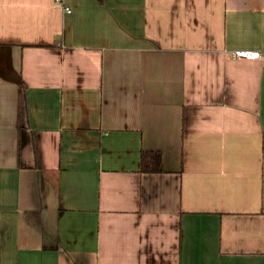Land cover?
Returning a JSON list of instances; mask_svg holds the SVG:
<instances>
[{
	"label": "crops",
	"instance_id": "crops-1",
	"mask_svg": "<svg viewBox=\"0 0 264 264\" xmlns=\"http://www.w3.org/2000/svg\"><path fill=\"white\" fill-rule=\"evenodd\" d=\"M63 4L0 0V264H264V0Z\"/></svg>",
	"mask_w": 264,
	"mask_h": 264
},
{
	"label": "trees",
	"instance_id": "trees-1",
	"mask_svg": "<svg viewBox=\"0 0 264 264\" xmlns=\"http://www.w3.org/2000/svg\"><path fill=\"white\" fill-rule=\"evenodd\" d=\"M139 174H160L163 172V157L159 151L141 150L139 154Z\"/></svg>",
	"mask_w": 264,
	"mask_h": 264
},
{
	"label": "built area",
	"instance_id": "built-area-1",
	"mask_svg": "<svg viewBox=\"0 0 264 264\" xmlns=\"http://www.w3.org/2000/svg\"><path fill=\"white\" fill-rule=\"evenodd\" d=\"M55 4L60 5L65 13L69 14L71 11L64 7L63 0H53ZM235 57L246 58V59H258L260 55L257 52H250V51H235L233 53Z\"/></svg>",
	"mask_w": 264,
	"mask_h": 264
}]
</instances>
